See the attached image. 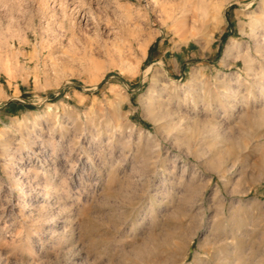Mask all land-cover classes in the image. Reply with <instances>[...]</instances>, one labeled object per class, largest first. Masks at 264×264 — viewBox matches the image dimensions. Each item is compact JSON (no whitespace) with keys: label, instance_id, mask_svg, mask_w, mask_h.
Returning <instances> with one entry per match:
<instances>
[{"label":"rangeland","instance_id":"1","mask_svg":"<svg viewBox=\"0 0 264 264\" xmlns=\"http://www.w3.org/2000/svg\"><path fill=\"white\" fill-rule=\"evenodd\" d=\"M262 11L0 0V264H264Z\"/></svg>","mask_w":264,"mask_h":264},{"label":"bare ground","instance_id":"2","mask_svg":"<svg viewBox=\"0 0 264 264\" xmlns=\"http://www.w3.org/2000/svg\"><path fill=\"white\" fill-rule=\"evenodd\" d=\"M262 12H263L262 16H264V11H262ZM216 13H218V11ZM258 21H260V23L264 24V18L259 19ZM235 47H236V45L234 44L233 39H230V41L226 44V47H225V55H229V56L231 55L232 56V53H234ZM157 101H159V100L157 99ZM157 101L150 100L149 105L151 107H154V102H157Z\"/></svg>","mask_w":264,"mask_h":264}]
</instances>
